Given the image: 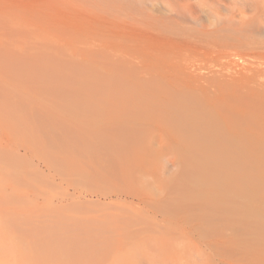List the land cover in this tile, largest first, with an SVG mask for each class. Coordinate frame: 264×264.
I'll return each mask as SVG.
<instances>
[{
  "label": "rangeland",
  "instance_id": "1",
  "mask_svg": "<svg viewBox=\"0 0 264 264\" xmlns=\"http://www.w3.org/2000/svg\"><path fill=\"white\" fill-rule=\"evenodd\" d=\"M162 48L206 71H264V0H0V264H264L263 166L239 193L231 170L154 136L128 155L142 196H117L124 184L81 144L99 133L125 149L142 63ZM98 240L114 243L82 245Z\"/></svg>",
  "mask_w": 264,
  "mask_h": 264
},
{
  "label": "bare ground",
  "instance_id": "2",
  "mask_svg": "<svg viewBox=\"0 0 264 264\" xmlns=\"http://www.w3.org/2000/svg\"><path fill=\"white\" fill-rule=\"evenodd\" d=\"M195 6L198 7V4H195ZM190 8L192 9H190L189 12H191L193 18L191 19L189 18V19L190 20L193 19L192 23L197 24V26L198 25L202 26L203 20L201 19L200 16L195 15L196 8L194 9L193 6ZM201 10L202 12L206 13L203 8ZM158 29L160 30L161 33L167 35V37H169L170 35H178L176 31H174V29L170 27L168 24H164V26ZM168 49L169 48L167 49L162 48L161 50H158L156 52L154 51L155 53L152 52L153 55L152 57L150 56L151 60H149L148 63L145 62L146 64L142 63L143 66H141V70L144 76L141 75L143 78H141L138 82L140 84L139 85L140 92L138 94L136 93L137 96L135 95L136 96L135 98H137V100L135 101L137 102L136 105L139 111L135 115L136 117L134 121H130V119L125 120V125L127 127V129L126 128L125 129L128 133L127 135L124 133L126 139L123 138L125 140L124 142L125 149L123 151L122 150L117 151L118 147L116 148L117 149L116 150L115 146H112L111 144L109 145L108 141H106L108 139L107 136L104 134L101 135L99 133H96L95 137H90V136L88 137L84 136L83 138L79 137L82 138L81 140L82 146L85 148V151H87L88 154H91L90 152L96 153L99 160L103 162H107L111 166V169L108 170L103 169L104 170V173H102L103 178L107 180H113V182L117 183L119 186L121 184H124L123 186H120V188L118 189L116 188L112 192L117 196H120L122 194L133 197L142 196L139 190H136L134 189V187L129 186V184L132 183V179L129 169L131 156L129 157L128 155L131 154L133 151L134 152L146 151L147 149L155 148L154 146L155 144L146 140V139L152 140V137L154 136L157 137V139L159 140L157 142L160 151L164 149L173 152L174 151L183 152L185 154H195V155L197 154L200 155L201 157L200 160H202L204 164L214 168L215 171H220L221 168L231 170L232 173L227 176L221 174L222 180H225L226 182L234 185L232 187H235L237 189V192L239 193L244 192L247 189V185L249 183L250 178L252 177L251 170L253 169L251 168V166L264 167V84L256 80L259 75L261 77V73L264 71H260V70L258 71V69L255 68H254L255 70H251V69L249 70L247 68V70H245L244 72H239L238 70L236 71V69L233 68L232 66L231 67L233 68V70L227 68L228 72L225 70L226 74L224 73L225 71L223 72V70L220 71L209 70L210 67L209 68L207 67L209 71L208 70L206 71L205 68L202 67L204 65L201 66V64L197 63L198 65L195 66L196 63L193 64L192 61L191 64L190 63L191 60L189 62L191 65L187 64L188 63L187 61L186 63H184V61H182L181 59L179 60L178 56L180 53L177 54L178 55L177 59L174 57V55L172 56L174 58H172L169 55L172 52H170ZM176 53L173 52L172 54H176ZM259 78L258 80L261 79ZM260 81L262 82L264 81V79ZM128 86L127 87L125 86L124 87L125 89L124 88L123 89L127 90ZM101 91L103 92L102 89ZM120 101L122 103L123 100ZM128 101H131V98L130 100L128 99ZM128 101L127 99H125V103ZM132 107L134 108L133 104ZM130 110L131 109H129V111ZM121 125L122 124H120V126ZM120 129L121 128H119V130ZM119 130L117 131L121 132L124 129H122L121 131ZM124 134L122 136H124ZM91 138L92 140L95 139L96 141L88 142V139ZM85 139H87V141ZM143 139L144 141H146L144 144H143L144 142ZM97 141L99 142L97 143ZM74 148L75 147H73V149ZM111 149H113L114 152L110 154L109 151H112ZM74 150L76 151L77 149ZM187 157L188 159H190L188 155ZM195 164L197 165V163ZM115 181H119V182H115ZM172 186L174 187L173 184ZM172 186L171 188H173ZM188 196L191 195L188 194ZM188 196L185 195L184 197H188ZM244 198L245 195L243 196L242 199ZM259 199L262 200L264 199V197L258 198V200ZM252 200H256V198H253ZM262 202L264 203V200ZM169 203H171V201ZM263 203H262V209H264ZM179 206H183V205L180 204ZM188 208L189 207H187V209ZM173 209L172 212H174ZM169 212L171 211L169 210ZM140 217L141 216L136 218L128 217L126 218V222L128 221L139 222L142 219V217L141 218ZM132 229L133 228L128 230L129 233H131ZM262 238H264V235ZM94 243L111 244L114 242L111 240L110 241L98 240V242L97 241L86 242V243H82V245L88 247L89 245H92ZM242 248H240L239 250H241L243 253L245 252L246 254H248L250 252L249 248H245V247ZM230 251L231 250H229L228 253H230ZM259 254L261 256V253ZM193 258L190 259L194 260L193 263L195 264H206V263H202L203 261L199 263L200 261H198V259L200 258H197L196 260L198 261V263L195 262L196 256L194 259Z\"/></svg>",
  "mask_w": 264,
  "mask_h": 264
}]
</instances>
